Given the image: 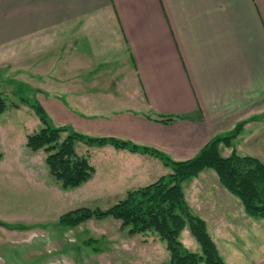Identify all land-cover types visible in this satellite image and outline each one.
Here are the masks:
<instances>
[{"label":"crops","instance_id":"crops-1","mask_svg":"<svg viewBox=\"0 0 264 264\" xmlns=\"http://www.w3.org/2000/svg\"><path fill=\"white\" fill-rule=\"evenodd\" d=\"M37 72L59 83L56 96L47 85L38 93L59 125L185 161L246 121L235 149L264 163V0H0V82ZM101 149L118 194L171 172L147 154ZM183 189L195 214L238 226L244 207L213 169Z\"/></svg>","mask_w":264,"mask_h":264},{"label":"rangeland","instance_id":"rangeland-1","mask_svg":"<svg viewBox=\"0 0 264 264\" xmlns=\"http://www.w3.org/2000/svg\"><path fill=\"white\" fill-rule=\"evenodd\" d=\"M52 76L55 74L49 78ZM118 79L123 82L119 76H113L108 84L119 90ZM46 85L52 96L59 93V83L47 82L44 73H35L31 81L0 82V95L8 105L0 114V264H159L169 261L167 244L157 234L130 236L113 217L92 219L76 227L60 222L65 213L81 207L106 210L126 195L117 193L120 187L110 188L105 184V164L110 156L101 148L77 142V151L88 154L99 175L78 188L63 189L49 171L46 154L27 147V136L43 127L31 104L39 99L40 88ZM14 105L26 108L18 110ZM47 112L54 125L59 126L55 115ZM224 152L229 153V149ZM236 201L242 205L234 196ZM243 213L238 226H233L231 218L225 225L219 219L215 225L206 220L226 264H256L264 256V220L248 216L244 209ZM185 231L181 235L183 243L193 252H201L200 244L189 229Z\"/></svg>","mask_w":264,"mask_h":264},{"label":"trees","instance_id":"trees-1","mask_svg":"<svg viewBox=\"0 0 264 264\" xmlns=\"http://www.w3.org/2000/svg\"><path fill=\"white\" fill-rule=\"evenodd\" d=\"M31 107L43 127L27 136L26 145L33 152L46 154L49 171L63 189L78 188L92 180L96 173L88 154L77 151V142L88 147L110 145L147 154L160 159L171 169L157 181L129 190L124 198L106 210L81 207L63 214L60 222L66 226L76 227L92 219L113 217L121 222V228L130 236L154 232L166 242L170 260L159 264H226L209 233L206 220L193 212L183 189L186 180L199 176L206 169L217 173L222 186L241 200L249 216L264 219V163L255 157L240 155L235 149L236 138L246 121L229 134L212 139L195 157L177 161L152 146L116 137L91 136L69 125L56 126L39 100H34ZM7 108V102L0 95V114ZM178 118L160 114L155 121L171 124ZM222 147L231 148L232 153L223 155ZM187 228L200 244L201 252H193L183 243L181 235Z\"/></svg>","mask_w":264,"mask_h":264}]
</instances>
